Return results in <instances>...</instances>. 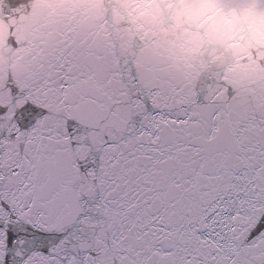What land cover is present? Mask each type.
Here are the masks:
<instances>
[{"label":"snow or ice","instance_id":"snow-or-ice-1","mask_svg":"<svg viewBox=\"0 0 264 264\" xmlns=\"http://www.w3.org/2000/svg\"><path fill=\"white\" fill-rule=\"evenodd\" d=\"M0 264H264V0H0Z\"/></svg>","mask_w":264,"mask_h":264}]
</instances>
